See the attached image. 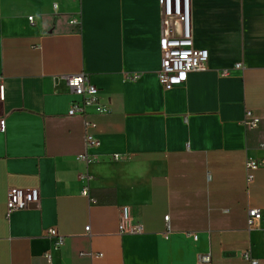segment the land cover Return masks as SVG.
<instances>
[{
    "label": "crops",
    "instance_id": "obj_1",
    "mask_svg": "<svg viewBox=\"0 0 264 264\" xmlns=\"http://www.w3.org/2000/svg\"><path fill=\"white\" fill-rule=\"evenodd\" d=\"M189 11L207 69L166 88L159 0H0V264H264V224H246L264 214V166L249 183L245 168L264 158V0ZM79 73L102 112L68 115L79 97L63 76ZM9 187L38 188V203L8 213ZM120 206L144 233H119Z\"/></svg>",
    "mask_w": 264,
    "mask_h": 264
},
{
    "label": "built area",
    "instance_id": "obj_2",
    "mask_svg": "<svg viewBox=\"0 0 264 264\" xmlns=\"http://www.w3.org/2000/svg\"><path fill=\"white\" fill-rule=\"evenodd\" d=\"M57 3H53V8L57 9ZM160 11V69L158 71L159 82L166 88L173 87L186 80L188 73L193 71H204L207 69L208 51L206 49H197L193 43V35L190 24L189 0H159ZM32 22L33 17H28ZM72 22L77 23V20ZM180 23V34L176 35L173 32V24ZM241 67L239 63L235 68ZM221 75H227L228 70H220ZM72 93L79 97L78 100H73L68 109V115H84L86 107L95 106L96 110L102 112L103 106L98 101L99 91L91 84L84 73L64 75ZM4 83L0 77V100L4 96ZM243 124L247 127H255L258 123V118L251 111L245 113ZM84 143L85 148L89 149L98 145V140L88 133V129L94 124L86 121ZM79 159L88 161L89 157L86 153L78 156ZM264 166V158L260 161L247 159L245 168L247 171V182L253 180L252 171ZM83 195H87V189L82 191ZM6 209L8 213L17 210H23L31 204H36L39 201L38 188L22 189L17 187H9L6 192ZM166 228L169 229L168 215L164 216ZM247 228H258L260 224H264V214L257 208L251 207L247 211ZM89 225L84 228V231L89 234ZM118 231L123 234H141L144 233V228L140 223H135L132 220L129 207L120 206ZM47 236L56 238V246L63 243V236L58 235L55 229H48ZM196 238V235H194ZM84 255V253H82ZM89 256L92 253H88ZM249 264H262L258 259L251 257L247 252L242 254ZM98 257L101 254L97 255ZM199 261L208 262V255H200Z\"/></svg>",
    "mask_w": 264,
    "mask_h": 264
}]
</instances>
